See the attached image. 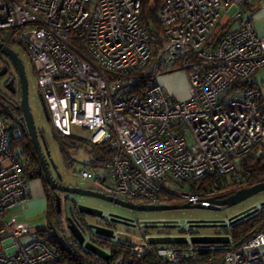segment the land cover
Wrapping results in <instances>:
<instances>
[{"label":"built area","instance_id":"built-area-1","mask_svg":"<svg viewBox=\"0 0 264 264\" xmlns=\"http://www.w3.org/2000/svg\"><path fill=\"white\" fill-rule=\"evenodd\" d=\"M141 1L0 0V45L27 52L53 130L63 137L86 130L88 144L111 151L101 167L81 165L79 178L144 206L207 205L264 182L245 169L264 142V86L254 81L264 68V38L251 0H162L152 31L140 21ZM156 2L149 0L150 10ZM175 71L188 85L185 100L157 83ZM13 124L24 126L0 94V264H67L40 237L42 228L9 217L31 195L29 160L10 146ZM191 237H177L184 249L155 247L150 234L128 244L137 257L154 250L178 264L194 258ZM224 261L264 264V232L228 249Z\"/></svg>","mask_w":264,"mask_h":264},{"label":"trees","instance_id":"trees-1","mask_svg":"<svg viewBox=\"0 0 264 264\" xmlns=\"http://www.w3.org/2000/svg\"><path fill=\"white\" fill-rule=\"evenodd\" d=\"M156 1L157 6L154 10L149 9V0L141 1L139 18L141 23L144 24L150 31L155 30L158 26L157 11L161 5L162 0ZM2 97L4 99H7L8 102H11L15 106L18 114L21 116L20 106L18 105V103H16L11 97H6L4 95ZM19 129H21L22 131L21 134L17 137H11L10 146L11 149L17 153L18 157H26L29 160V165L24 168V173L27 178H38L41 179L44 183L48 201L46 217L49 224L42 228L43 234H41L40 237L45 240V243H47V245L55 252V254L62 260V262H65L67 264H165L160 258L156 256L154 250L146 252L142 257H137L131 252V246L128 243L95 234L94 230L89 226V224L92 222L91 220L93 217L81 213L77 205L74 203L66 213L65 218H67V220H65V224H67V230L65 231L63 229L64 224L59 221L60 219H62L61 211L59 213L57 212L54 196H51L48 193L49 187L44 180L38 158L34 152L25 126ZM12 130H14L13 127H11L10 131ZM38 136L43 137L41 131H38ZM59 136L64 139L63 142L66 147L73 144L72 137H63L61 135ZM89 146L90 148L86 151L89 156V161L87 164H85V166L90 168H98L110 161L111 151L109 150L107 144H89ZM61 153H65V150L63 148L61 149ZM29 169H35V171L32 173H28ZM245 169L249 171L252 178L264 179V152L259 156H249L246 159ZM230 195L231 194L226 195L224 196V198ZM63 202L64 201H62L61 204ZM64 203H68V200H65ZM134 203L138 204V202ZM172 204L180 205L181 203L177 200H174ZM51 220L53 222H51ZM71 223H73L82 234L85 243L88 242L96 248L102 251H106L105 253H107L109 259H101L93 252L86 249L84 245H80L69 229ZM52 225H54L53 238L47 239L46 233L51 229ZM95 226L112 230L116 229V226L112 223H109L107 220L104 224L99 221ZM222 228L223 233L216 237L227 238V241L209 245L192 244L194 248V258L191 260L181 261L178 264H225L224 256L228 249L237 248L254 235L264 232V205H262L259 209L249 214L245 218ZM147 229L148 228H145V230L141 231L143 233L142 235L147 234L144 233ZM194 229V227H191V229H189L187 233L193 236H198L197 234L191 233L192 231H194ZM128 234L131 233H126V235ZM158 246L159 245H155V247ZM167 246L181 249L186 248L183 242Z\"/></svg>","mask_w":264,"mask_h":264},{"label":"rangeland","instance_id":"rangeland-1","mask_svg":"<svg viewBox=\"0 0 264 264\" xmlns=\"http://www.w3.org/2000/svg\"><path fill=\"white\" fill-rule=\"evenodd\" d=\"M14 51L18 55L24 66V71L28 84V104L34 118L36 129L39 132L40 131L42 132L43 138L45 140V144L48 149L49 155L47 156L46 153L45 155L48 161V166L51 176L59 180L65 186L100 192L101 189L98 184L93 183L91 181H82L78 176V172L81 165H85L89 161V156L86 152L87 149L90 148L89 144L87 143L89 137L88 131L81 130L78 128H72L73 144L68 145V147H66V145L63 142L64 139L61 138L53 130L51 126L49 114L46 111L43 102L41 100V91L38 88L37 78L33 71L32 64L30 62V58L27 52L23 48H16L14 49ZM0 65H9L8 58L2 54L0 55ZM164 76L171 77L175 88L180 90L181 93L184 91V87H185L183 82L184 78H183V74L180 71H175ZM164 76L162 77L164 78ZM159 78L157 80V83L161 85ZM4 81L5 79H0V93L2 94V96L4 95L6 97H9L8 92L6 91L3 85ZM162 87L166 91L168 90L166 86L162 85ZM175 97L178 98V95H175ZM12 127L14 128V130L9 132V137L11 138L12 136L15 137L19 136L22 132L21 129H19L18 127L16 128L15 124H13ZM62 148L65 150L64 154L61 153ZM60 198H61V202L62 201L65 202L64 200L65 198H69L72 200V201L70 200L68 203L63 202L62 204H60L62 219H60L59 221L64 224L63 229L65 231L67 230L66 227L67 224H65V220H67V218H65L66 213L71 208L72 204L75 203L76 205H80V206L83 205L98 209L103 213V215L106 217L107 220L110 219V215H114L120 217L123 220L129 221V223L121 222V224H117L116 227L117 232L118 233L120 232L121 235H123L122 238L120 239L118 238L120 233L117 236L114 234V239L116 240L122 239L121 241L129 243V241L133 240L131 237L137 238L139 235L141 236L143 234L138 227L143 222L172 223L170 225H172L173 227L172 226L159 227L152 229L148 228L144 232L147 233L148 235L150 234L157 238L160 235L181 237V235L187 233V229L190 223L194 225L197 224L199 225V223L202 222L208 224H214L217 226L214 228L194 227L195 229L191 233L197 234L198 236H207V235L218 236L223 233V228L222 226H220L221 224L229 222V219L253 206L259 209L262 206L261 203H264V192L254 195L232 208L224 207L218 210L181 209V210L164 211V212H132L123 209L119 206H115L100 200H96L88 197H81V196H71L62 193L60 194ZM51 222L53 221L51 220ZM133 222L135 224H133ZM29 223L31 225L30 227H34L33 229L43 228L47 226V224H49L46 214L35 216L32 219V221H30ZM128 232L131 234L126 235L125 233ZM135 234H139V235H135ZM28 240L29 238H24L21 240V242H26Z\"/></svg>","mask_w":264,"mask_h":264},{"label":"water","instance_id":"water-1","mask_svg":"<svg viewBox=\"0 0 264 264\" xmlns=\"http://www.w3.org/2000/svg\"><path fill=\"white\" fill-rule=\"evenodd\" d=\"M0 53L4 56H6L13 64V66L16 69V72L19 76L20 83H21V90H22V95H21V103H20V111L21 115L23 118L24 126L26 129V132L28 134V137L30 139V142L33 146L34 152L38 158L39 164H40V169L43 174L44 180L46 184L48 185L49 189L53 192H56V195L54 197L55 199V204L57 208V212H60V204H61V198H60V193L62 194H67V195H72V196H81V197H88L96 200H100L115 206H119L123 209L132 211V212H164V211H174V210H181V209H203V210H218L220 208H232L237 206L238 204L244 202L245 200L249 199L250 197L257 195L259 193L264 192V182L256 184L250 188L247 189H242L234 194L217 199V200H207V205H190V204H184V205H168V206H144V205H136L130 202H124L121 200H118L116 198H113L111 196H107L101 192L93 191V190H85L81 188H73L65 185L59 184L57 181L54 180V178L51 176L50 171L48 169V163H47V158L46 155L48 156V149L45 144L44 138L41 136H38V131L35 126L34 118L33 115L30 111L29 104H28V84H27V79L24 71V66L22 64V61L18 57V55L11 49L4 47L0 45ZM43 145V148L45 150V154L42 152L41 145ZM59 193V194H57ZM261 205H264V203H261ZM79 211L85 215L99 218V219H104L105 216L101 211H99L96 208L92 207H87V206H80L77 205ZM257 210L256 207H251L248 208L242 212H240L238 215L232 217L229 219V224L234 223L238 220H241L248 216L249 214L255 212ZM111 219L113 220H119L120 222H126L129 223V221L123 220L118 216L110 215ZM144 228H159V227H171L172 223H167V222H143L141 223ZM191 227H216L217 225L214 224H208V223H199V225H194L191 223ZM173 227V226H172ZM95 234L106 237V238H114V232L103 228L99 226H93ZM69 229L71 233L75 236L77 241L79 242L80 245H84V247L91 252H93L95 255H97L99 258L108 260L109 256L107 253L104 251L96 248L92 244L86 242L84 240V237L82 234L79 232V230L76 228V226L71 223L69 226ZM108 232V234H104L103 232ZM123 235L119 234V239ZM122 240V239H121ZM124 240V239H123ZM227 241V238L223 237H216V236H192L190 238V242L192 244H197V245H209V244H216L219 242H224ZM150 242L153 245H174V244H179V243H185L183 238H177V237H162V238H150Z\"/></svg>","mask_w":264,"mask_h":264},{"label":"crops","instance_id":"crops-1","mask_svg":"<svg viewBox=\"0 0 264 264\" xmlns=\"http://www.w3.org/2000/svg\"><path fill=\"white\" fill-rule=\"evenodd\" d=\"M251 3H252V6H251L250 11L252 15V22H253L255 32L258 37L264 38V0H251ZM183 78H184V75H183ZM159 81H160L161 87L162 85L167 87L168 92L163 87L162 88L168 94L169 93L172 94V95L169 94L170 96L175 97V95H178V98H179V99L177 98L178 100H185L187 98L188 86L185 81V78L183 79L185 87L182 93L180 92V90L175 88L171 77L164 76V78L163 77L159 78ZM254 81L258 86L260 87L264 86V68L258 70L254 74ZM263 147H264V142L262 145V149ZM28 182H29L30 191H31L30 200L23 206L14 207L10 211L9 217H13L16 222L24 223L30 227L31 225L29 222L32 221V219L35 216L46 214L48 201L46 198V191L43 187L44 183L42 182L41 179H38V178L32 179V180L28 179ZM30 228L33 229L34 227H30Z\"/></svg>","mask_w":264,"mask_h":264},{"label":"flooded vegetation","instance_id":"flooded-vegetation-1","mask_svg":"<svg viewBox=\"0 0 264 264\" xmlns=\"http://www.w3.org/2000/svg\"><path fill=\"white\" fill-rule=\"evenodd\" d=\"M0 79H5L4 84H3L4 85V88L8 92L9 97H11L20 106V103H21V95H22L21 83H20L19 76H18V74L16 72V69H15V67L13 66V64H12V62L10 60H9V65H0ZM41 148H42L43 154H45L44 148L42 147V145H41ZM47 163H48V161H47ZM48 169H49V166H48ZM54 180L57 181L59 184L63 185L59 180H57L55 178H54ZM57 194H59V193H57ZM55 195H56V192H52V196L55 197ZM64 200H68V202H69L71 199L65 198ZM93 220H95L96 222L95 221L93 222ZM106 220H107L106 217L104 219H99V218L93 217L92 220H91L92 222L89 224V226L92 228L93 226L97 225V223L99 221L102 224H104L106 222ZM107 221L109 223L114 224L116 227H117V224H121V222L119 220H116L115 221V220L111 219V217ZM109 230L113 231L114 233L115 232L118 233L117 232V229H113V230L112 229H109Z\"/></svg>","mask_w":264,"mask_h":264},{"label":"bare ground","instance_id":"bare-ground-1","mask_svg":"<svg viewBox=\"0 0 264 264\" xmlns=\"http://www.w3.org/2000/svg\"><path fill=\"white\" fill-rule=\"evenodd\" d=\"M102 232H103V231H102ZM103 233H104V234H108V232H105V231H104ZM122 237H123V236H122ZM122 237H121V238H122Z\"/></svg>","mask_w":264,"mask_h":264}]
</instances>
